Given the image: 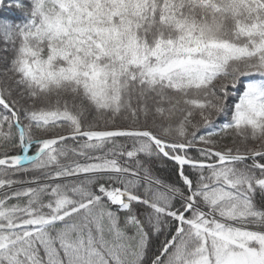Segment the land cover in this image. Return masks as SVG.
<instances>
[{
	"label": "snow or ice",
	"instance_id": "snow-or-ice-1",
	"mask_svg": "<svg viewBox=\"0 0 264 264\" xmlns=\"http://www.w3.org/2000/svg\"><path fill=\"white\" fill-rule=\"evenodd\" d=\"M0 264H264V0H0Z\"/></svg>",
	"mask_w": 264,
	"mask_h": 264
}]
</instances>
